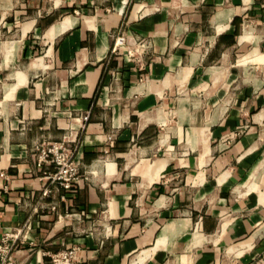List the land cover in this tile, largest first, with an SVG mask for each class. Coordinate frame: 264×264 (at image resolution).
Masks as SVG:
<instances>
[{
	"label": "crops",
	"instance_id": "1",
	"mask_svg": "<svg viewBox=\"0 0 264 264\" xmlns=\"http://www.w3.org/2000/svg\"><path fill=\"white\" fill-rule=\"evenodd\" d=\"M0 191L14 264H264V0H0Z\"/></svg>",
	"mask_w": 264,
	"mask_h": 264
},
{
	"label": "built area",
	"instance_id": "2",
	"mask_svg": "<svg viewBox=\"0 0 264 264\" xmlns=\"http://www.w3.org/2000/svg\"><path fill=\"white\" fill-rule=\"evenodd\" d=\"M123 37H119L115 41V48L122 46ZM69 139L61 142H41L36 148V164L41 167L45 164L54 166V172L48 175L51 184H56L64 190H70L74 183L79 179V166L73 161V153L70 151L68 144ZM48 191L45 190L44 194ZM0 191V199H1ZM51 211H55L56 207L52 206ZM24 228L15 232L5 234L0 239V264H14L13 250L20 241L26 240ZM78 249H71L59 252L51 256V264H73L77 258Z\"/></svg>",
	"mask_w": 264,
	"mask_h": 264
}]
</instances>
